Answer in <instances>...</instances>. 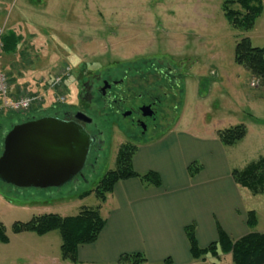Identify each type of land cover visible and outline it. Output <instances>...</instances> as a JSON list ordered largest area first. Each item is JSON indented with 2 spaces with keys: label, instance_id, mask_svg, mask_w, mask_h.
<instances>
[{
  "label": "rangeland",
  "instance_id": "1",
  "mask_svg": "<svg viewBox=\"0 0 264 264\" xmlns=\"http://www.w3.org/2000/svg\"><path fill=\"white\" fill-rule=\"evenodd\" d=\"M223 6L224 0H0V28L23 36L16 54H1V69L11 90L20 87L42 101L41 107L34 105L27 115H12L13 122L53 115L77 105L80 84L89 72L111 76L131 64L150 67L160 62L168 70H177L179 83L178 97L168 106L163 122L167 124L157 139L175 129L176 134L194 138L195 150L219 145L228 168L245 169L264 157V82L236 64L235 49L243 39L264 49V10L253 28L245 31L228 22ZM67 68L69 78L56 86V76ZM153 79L148 76L143 85ZM61 97L63 103L58 102ZM98 123L106 124L102 119ZM2 125L0 156L6 133ZM239 125L247 129L244 140L224 146L218 133ZM103 131L104 150L87 183L41 190L0 182V223L10 239L8 244H0V264H70L62 259L58 230L41 237L14 234L13 226L46 214L75 217L83 209L101 205L94 193L85 198L80 195L96 192L105 175L116 169L122 146L132 145L110 125ZM151 141L144 138L141 144ZM241 192L245 206L258 213V225L250 232L264 233V195L247 189ZM192 264L233 261L231 256L208 257Z\"/></svg>",
  "mask_w": 264,
  "mask_h": 264
},
{
  "label": "crops",
  "instance_id": "2",
  "mask_svg": "<svg viewBox=\"0 0 264 264\" xmlns=\"http://www.w3.org/2000/svg\"><path fill=\"white\" fill-rule=\"evenodd\" d=\"M21 94L26 93L20 87L12 90V95ZM11 119H0L6 133L22 122ZM195 147L194 138L176 134L175 129L137 146L135 172H155L162 185L147 186L137 178L117 183L101 206L107 225L98 241L78 249L81 264H118L126 254H143L148 263L192 264L186 227L195 225L201 248L218 241V228L231 240L251 233L247 216L252 210L244 204L242 188L231 176L223 148ZM194 163L201 169L192 177L188 168Z\"/></svg>",
  "mask_w": 264,
  "mask_h": 264
},
{
  "label": "trees",
  "instance_id": "3",
  "mask_svg": "<svg viewBox=\"0 0 264 264\" xmlns=\"http://www.w3.org/2000/svg\"><path fill=\"white\" fill-rule=\"evenodd\" d=\"M235 5L239 6V10L234 9ZM223 10L226 19L235 29L249 31L263 13V0H224ZM22 42L23 36L9 29L3 38V55L9 57L16 54ZM235 62L264 82V49L255 48L249 39H243L236 46ZM31 94L33 97L36 96L34 93ZM7 116L9 115H1L0 119L7 118ZM246 135V127L239 125L220 131L218 138L224 146L232 147L243 141ZM137 149L136 145L122 146L118 153L116 169L105 175L96 192L80 195L81 198H85L94 193L101 202L96 209H83L75 217L64 218L54 214L37 216L27 223H15L13 233H34L42 237L58 230L62 238V259L70 264H81L78 249L98 241L107 225V221L101 215V206L107 202L108 196L113 193L117 183L137 178L147 186L159 188L162 185L160 175L155 172L144 175L135 172L133 158ZM200 167L198 164H192L188 168L190 176H195L201 169ZM231 176L242 189H247L255 195H264V157L243 170H233ZM247 217V226L249 229H255L258 225L257 213L252 210ZM185 234L194 261H206L208 257L219 260L222 256H231L233 264H264V233H249L241 239L231 240L221 228H218V241L206 248L200 247L194 224L185 228ZM9 240L5 226L0 223V244H8ZM146 262L147 259L143 254H126L120 258L118 263L142 264ZM165 263L172 264V261L166 260Z\"/></svg>",
  "mask_w": 264,
  "mask_h": 264
},
{
  "label": "flooded vegetation",
  "instance_id": "4",
  "mask_svg": "<svg viewBox=\"0 0 264 264\" xmlns=\"http://www.w3.org/2000/svg\"><path fill=\"white\" fill-rule=\"evenodd\" d=\"M160 64L154 62L150 67L131 64L124 72L116 71L111 76L89 72L80 84L77 105L58 114L49 115L81 124L96 139L83 175L75 178L72 183H87L88 176L94 173L105 146L103 128L109 125L116 128L127 137L128 142L136 146L141 144L144 138L157 139L163 132L162 127L167 124L163 123L167 120V108L178 97L179 81L177 70H168ZM148 76L154 78L153 83L145 86L143 81L146 83ZM146 107H150L152 116L145 115L143 108ZM173 108L176 109L175 106ZM79 113L90 117L92 123L78 121L76 116ZM30 119L33 118L26 120ZM100 119L106 124L98 123ZM92 157L93 161L90 162Z\"/></svg>",
  "mask_w": 264,
  "mask_h": 264
},
{
  "label": "water",
  "instance_id": "5",
  "mask_svg": "<svg viewBox=\"0 0 264 264\" xmlns=\"http://www.w3.org/2000/svg\"><path fill=\"white\" fill-rule=\"evenodd\" d=\"M152 116L150 107L143 108ZM76 119L92 123L79 113ZM96 139L79 123L45 116L24 120L6 134L0 182L19 189H60L83 175Z\"/></svg>",
  "mask_w": 264,
  "mask_h": 264
},
{
  "label": "built area",
  "instance_id": "6",
  "mask_svg": "<svg viewBox=\"0 0 264 264\" xmlns=\"http://www.w3.org/2000/svg\"><path fill=\"white\" fill-rule=\"evenodd\" d=\"M5 36L4 28H0V58L3 53V38ZM69 68L63 70L56 77V86H60L66 78H69ZM22 96L14 97L11 95L10 84L8 76L2 71L0 66V115H26L32 109L34 104H40L42 102L39 97H31L27 94H21ZM65 99L59 98L58 102L63 103Z\"/></svg>",
  "mask_w": 264,
  "mask_h": 264
}]
</instances>
